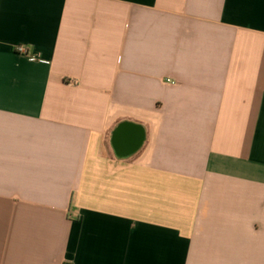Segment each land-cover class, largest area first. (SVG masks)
I'll use <instances>...</instances> for the list:
<instances>
[{
	"label": "crops",
	"instance_id": "obj_1",
	"mask_svg": "<svg viewBox=\"0 0 264 264\" xmlns=\"http://www.w3.org/2000/svg\"><path fill=\"white\" fill-rule=\"evenodd\" d=\"M0 264H264V0H0Z\"/></svg>",
	"mask_w": 264,
	"mask_h": 264
},
{
	"label": "built area",
	"instance_id": "obj_2",
	"mask_svg": "<svg viewBox=\"0 0 264 264\" xmlns=\"http://www.w3.org/2000/svg\"><path fill=\"white\" fill-rule=\"evenodd\" d=\"M16 52L21 54V55H26L28 56L29 60L32 62H41V63H45V64H49L50 62L47 60H44L38 56H30L28 53V49L26 46L24 45H19L16 47Z\"/></svg>",
	"mask_w": 264,
	"mask_h": 264
}]
</instances>
